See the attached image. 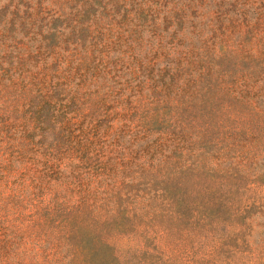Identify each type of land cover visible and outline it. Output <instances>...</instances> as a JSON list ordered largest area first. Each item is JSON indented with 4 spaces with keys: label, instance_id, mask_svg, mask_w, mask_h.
Returning a JSON list of instances; mask_svg holds the SVG:
<instances>
[{
    "label": "trees",
    "instance_id": "16d2710c",
    "mask_svg": "<svg viewBox=\"0 0 264 264\" xmlns=\"http://www.w3.org/2000/svg\"><path fill=\"white\" fill-rule=\"evenodd\" d=\"M240 185L264 187V0L0 3V254L30 223L98 250Z\"/></svg>",
    "mask_w": 264,
    "mask_h": 264
},
{
    "label": "rangeland",
    "instance_id": "374dc122",
    "mask_svg": "<svg viewBox=\"0 0 264 264\" xmlns=\"http://www.w3.org/2000/svg\"><path fill=\"white\" fill-rule=\"evenodd\" d=\"M228 189L223 208H210L203 217L192 210L177 217L172 202L162 200L152 222L138 229H91L108 237L109 246L98 250L85 245L71 252L66 242L55 248L65 228L30 223L8 229L11 241L0 264H264V187ZM237 207L248 210V226L234 220Z\"/></svg>",
    "mask_w": 264,
    "mask_h": 264
}]
</instances>
